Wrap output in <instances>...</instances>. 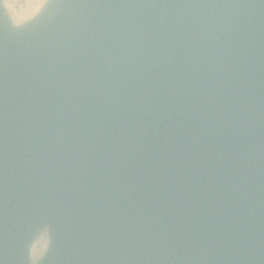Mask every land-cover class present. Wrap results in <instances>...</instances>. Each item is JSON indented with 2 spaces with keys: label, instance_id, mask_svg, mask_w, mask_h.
<instances>
[{
  "label": "water",
  "instance_id": "obj_1",
  "mask_svg": "<svg viewBox=\"0 0 264 264\" xmlns=\"http://www.w3.org/2000/svg\"><path fill=\"white\" fill-rule=\"evenodd\" d=\"M0 264H264V0H0Z\"/></svg>",
  "mask_w": 264,
  "mask_h": 264
},
{
  "label": "rangeland",
  "instance_id": "obj_2",
  "mask_svg": "<svg viewBox=\"0 0 264 264\" xmlns=\"http://www.w3.org/2000/svg\"><path fill=\"white\" fill-rule=\"evenodd\" d=\"M8 2L13 5V7L20 13L29 10L31 8H36L39 0H8ZM44 245V240H41L34 249V252L37 253Z\"/></svg>",
  "mask_w": 264,
  "mask_h": 264
}]
</instances>
